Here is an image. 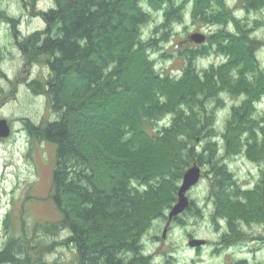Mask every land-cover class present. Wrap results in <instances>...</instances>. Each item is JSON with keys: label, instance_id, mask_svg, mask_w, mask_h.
<instances>
[{"label": "trees", "instance_id": "obj_1", "mask_svg": "<svg viewBox=\"0 0 264 264\" xmlns=\"http://www.w3.org/2000/svg\"><path fill=\"white\" fill-rule=\"evenodd\" d=\"M188 2L195 4L194 18L212 5L211 0H55V7L40 12L45 29L18 41L24 55L46 64L50 71L45 82L30 84L37 95L49 98L59 118L44 126L28 122V129L40 141L57 146L50 193L62 218L47 230L69 231L65 243L76 249L78 264H153L152 258L143 253L142 237L151 221L176 202L177 186L191 162L205 163L207 147L202 154L195 144L198 136L205 139L215 135L211 127L204 122L197 127H182L180 111L175 109L179 113L171 124L151 133L146 121L152 123L158 112L147 114L150 102L136 105L129 99L135 91L133 75L141 64L137 53H146L158 43L157 38L142 39L141 30L152 19L144 3L154 10L163 8L165 21L161 27L170 29L173 22L182 21V10ZM0 15L4 16L3 12ZM202 16L206 19L207 14ZM9 21L17 22L13 18ZM219 38L217 34L213 42L220 45L219 51L228 61L203 74L193 64L204 48L183 52L187 59L183 72L198 77L208 90H182L179 102L203 103L199 97L202 93L215 97L223 91L237 96L243 92L248 96L241 112L252 114L264 96V86L255 92L248 91L252 90L249 87L227 86L232 81L228 70L246 51L232 50L233 45H225ZM246 46L248 56L255 61V50L250 43ZM145 74L161 84L170 78L156 75L151 66L146 67ZM161 96L159 91L153 94L152 103L158 109ZM234 110V120L228 133L223 134L231 151L243 143L242 135L251 127L242 122L249 116ZM136 111L142 116L139 120ZM251 140L253 137L247 138L248 143ZM258 160L264 162V153ZM217 161L211 151L207 162L212 163L217 184L212 192L216 211L226 214L229 223L243 219L244 209H260L264 217V172L254 189L242 190L227 166ZM171 163L177 169L170 191L160 195L154 186L145 189L149 181L155 185V176L162 177ZM146 205L151 206L150 211ZM193 211H198L194 201L185 212ZM175 221L183 222L182 215ZM24 254V246L10 239L0 251V264H31Z\"/></svg>", "mask_w": 264, "mask_h": 264}, {"label": "rangeland", "instance_id": "obj_2", "mask_svg": "<svg viewBox=\"0 0 264 264\" xmlns=\"http://www.w3.org/2000/svg\"><path fill=\"white\" fill-rule=\"evenodd\" d=\"M211 1L207 12L199 11L196 18L193 17L195 4L186 3L182 21L173 22L170 29L161 27L165 21L163 8L154 10L147 3L143 5L152 19L141 30L142 39L157 38L158 43L146 53H137L136 59H140L141 64L133 75L131 85L135 91L129 99L136 105L139 101L150 102L145 111L147 114L158 112V117L151 118L152 123L146 121L151 133L156 134L162 126H169L179 113L175 109L180 111L182 127H197L204 122L215 132L205 139L198 136L195 144L202 154L207 147L205 163L191 162V166L196 163L202 168V179L188 194L198 211L185 212L183 222H176L175 218L165 237L169 212L176 200L171 208H164L162 214L151 221L142 237L143 253L152 258L153 264H264V217L259 214L260 209H244L243 219L229 223L226 214L216 211L212 192L217 184L212 163L207 162L211 151L214 152V158L227 166L242 190L254 189L260 183L264 172V162L258 160L264 153V96L252 114L241 112L248 96L243 92L237 96L223 91L215 97L201 92L199 97L203 103L192 100L181 105L179 102L182 90L187 92L203 87L208 90L198 77L183 72L187 62L184 51L204 48L193 64L200 74L228 61L227 55L219 51L220 45L213 42L217 34L225 45H233L232 50L246 51L228 70L232 81L227 86L249 87L250 92L264 86V0ZM55 5V0H0V12L4 14L0 15V71L3 73L0 75V120L5 119L11 128L8 138H0V251L5 243L15 239L24 246V255L31 264H78L76 249L65 243L69 231L47 230L62 218L50 193L57 146L40 141L28 129V122L44 126L59 118L51 108L49 98L44 94L37 95L30 84L45 82L50 71L46 64L24 55L18 45V41L45 29L46 22L40 12ZM203 14H207L206 19ZM9 18L16 20V25ZM196 33L206 35V42L196 44L191 41V35ZM247 43L255 50V61L248 56ZM149 66L156 75H169L168 81L161 84L152 75L146 76L145 70ZM155 87L159 89L155 90ZM156 91L162 93L159 109L152 103ZM234 108L249 116L242 122L251 127L243 133V143L231 151L223 134L228 133L229 124L234 120ZM134 115L136 120L142 117L137 111ZM249 137H253L250 143L247 142ZM166 163L161 164L166 166ZM175 168L177 166L171 163L162 177L155 176V185L149 181L145 189L154 186L160 195L169 192L175 180ZM182 180L177 186L178 191ZM176 196L178 198V192ZM146 208L150 211L151 206L146 205ZM193 239L205 240L206 244L192 248L190 242Z\"/></svg>", "mask_w": 264, "mask_h": 264}, {"label": "water", "instance_id": "obj_3", "mask_svg": "<svg viewBox=\"0 0 264 264\" xmlns=\"http://www.w3.org/2000/svg\"><path fill=\"white\" fill-rule=\"evenodd\" d=\"M191 41L195 42L196 44H203L206 42L207 36L202 33H196L191 35L190 37ZM11 128L8 125V122H6L5 119L0 120V138L6 139L10 136ZM202 168L198 164H194L191 166L183 175L182 184L179 187L178 191V198L177 203L173 206L172 210L169 212V221L168 225L165 229L164 235L166 237V233L168 232V228L170 227V224L172 221L183 215L185 211L189 210L191 206V200L189 199V192L196 186L200 180L202 179ZM206 244L205 240L201 239H193L190 242V246L192 248L195 247H203V245Z\"/></svg>", "mask_w": 264, "mask_h": 264}, {"label": "flooded vegetation", "instance_id": "obj_4", "mask_svg": "<svg viewBox=\"0 0 264 264\" xmlns=\"http://www.w3.org/2000/svg\"><path fill=\"white\" fill-rule=\"evenodd\" d=\"M2 264H9V263H2Z\"/></svg>", "mask_w": 264, "mask_h": 264}]
</instances>
